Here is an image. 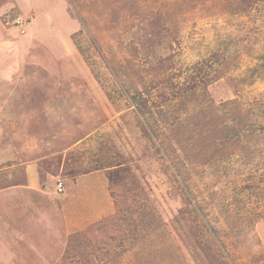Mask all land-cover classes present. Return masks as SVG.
<instances>
[{
	"label": "rangeland",
	"instance_id": "374dc122",
	"mask_svg": "<svg viewBox=\"0 0 264 264\" xmlns=\"http://www.w3.org/2000/svg\"><path fill=\"white\" fill-rule=\"evenodd\" d=\"M244 1L0 3L29 46L0 45V189L44 195L0 264H264V0Z\"/></svg>",
	"mask_w": 264,
	"mask_h": 264
},
{
	"label": "crops",
	"instance_id": "0c3cea01",
	"mask_svg": "<svg viewBox=\"0 0 264 264\" xmlns=\"http://www.w3.org/2000/svg\"><path fill=\"white\" fill-rule=\"evenodd\" d=\"M11 30H13L16 35H25L23 25L16 26L13 22V25H11V29H9V32H11ZM21 30H23V33H20ZM1 126L2 125H0V129ZM49 153L50 151L47 152L48 156H50ZM24 164L31 165V167L33 166V164H35L32 169L30 168V170L34 171L36 175V171L38 172L36 168L37 161H34L33 163L26 162ZM26 182L27 184L24 185L17 184L16 186H8L6 188L0 189V233L3 237L5 235L11 236L17 233L18 235H20L19 238L21 239L23 229H26L28 223L24 219L34 217V214L38 209L37 205L44 199V195H42L43 190L41 187L40 189H38L35 186H31L32 183L30 180H27ZM44 187L46 186L44 185ZM66 190L68 191L67 188ZM2 214H4L5 216Z\"/></svg>",
	"mask_w": 264,
	"mask_h": 264
},
{
	"label": "trees",
	"instance_id": "16d2710c",
	"mask_svg": "<svg viewBox=\"0 0 264 264\" xmlns=\"http://www.w3.org/2000/svg\"><path fill=\"white\" fill-rule=\"evenodd\" d=\"M254 1H256V0H252V2H251V0H250V2L249 1H244V3L246 4V5H244L243 7H242V9H246L247 8V6H251V4L252 3H254ZM1 2H3V0H0V3ZM3 11V10H2ZM16 17H17V13H13V12H10V14L8 13V11H5L4 13H2L1 15H0V45L2 44V43H4V42H8V43H10V47L13 49L14 47H16L17 49H19V51H20V53L19 54H21V52H25V51H27V50H29V46H27L26 45V41H24L23 39L24 38H12V37H9L8 36V34L10 33L9 32V29L11 28V25H13V22L16 20ZM19 18H20V16H18ZM6 23H9L10 25H6ZM33 35H35V32H34V34ZM3 63V62H2ZM4 68V67H7V65H4V64H2V65H0V68ZM7 70H4V72H6ZM14 72V73H13ZM12 72V74H14V76L16 77L17 76V78H19V69H18V67L16 68V71H15V69H14V71ZM73 184H75V187L77 186H79L78 185V180H75L74 182H73ZM80 188V187H79ZM1 232V231H0ZM12 241L14 242L15 240H13V239H11L8 235H5L4 237L1 235V233H0V242H2V244H3V246L4 245H6L7 243H12ZM1 244V243H0ZM1 244V245H2ZM8 246V245H7ZM8 247H10V246H8ZM11 248V247H10ZM10 248H8L9 250H10Z\"/></svg>",
	"mask_w": 264,
	"mask_h": 264
},
{
	"label": "built area",
	"instance_id": "2783aa9c",
	"mask_svg": "<svg viewBox=\"0 0 264 264\" xmlns=\"http://www.w3.org/2000/svg\"><path fill=\"white\" fill-rule=\"evenodd\" d=\"M16 24L19 26V20H16ZM20 33H23V30L20 31ZM64 192V187L62 182H58L56 184L55 194L60 195Z\"/></svg>",
	"mask_w": 264,
	"mask_h": 264
},
{
	"label": "clouds",
	"instance_id": "9594fccd",
	"mask_svg": "<svg viewBox=\"0 0 264 264\" xmlns=\"http://www.w3.org/2000/svg\"><path fill=\"white\" fill-rule=\"evenodd\" d=\"M14 25L18 26V25L16 24V21H14Z\"/></svg>",
	"mask_w": 264,
	"mask_h": 264
}]
</instances>
